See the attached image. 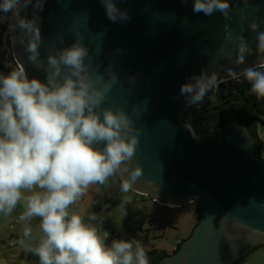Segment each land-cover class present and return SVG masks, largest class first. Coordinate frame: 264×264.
Returning a JSON list of instances; mask_svg holds the SVG:
<instances>
[{
    "label": "water",
    "instance_id": "1",
    "mask_svg": "<svg viewBox=\"0 0 264 264\" xmlns=\"http://www.w3.org/2000/svg\"><path fill=\"white\" fill-rule=\"evenodd\" d=\"M115 2L128 20H109L100 0H46L42 11L29 6L22 15L40 17L41 61L78 35L99 71L111 65L118 75L101 109L123 107L142 129L131 166H141L143 175L132 190L172 206L196 199L191 232L156 264H234L264 243V157L254 152L249 131L237 120L218 119L215 137H194L181 117L187 104L180 87L202 70L226 77L230 69L258 63L264 53L257 51V33L248 24L256 20L264 31V0H229L227 20L220 12L194 13V0ZM6 23L14 69L22 64L30 78L43 80L45 73L27 59L19 31H9L11 13ZM229 32L232 43L225 39ZM239 35L252 50L244 65L235 62ZM8 73L0 65V74Z\"/></svg>",
    "mask_w": 264,
    "mask_h": 264
},
{
    "label": "clouds",
    "instance_id": "2",
    "mask_svg": "<svg viewBox=\"0 0 264 264\" xmlns=\"http://www.w3.org/2000/svg\"><path fill=\"white\" fill-rule=\"evenodd\" d=\"M45 2L0 0V13H11L14 20L9 31H19L29 63L45 73L43 80L30 78L20 64L0 74V213L11 215L18 204L23 206L18 217L23 224L20 244L39 258V264H149L139 240L106 243L92 223L69 211L90 185H104L109 177L119 175L123 192L135 187L143 170L131 165L142 129L123 107L101 109L119 77L111 65L105 73L99 71L78 35L70 46L49 50L45 60L39 59L40 17L35 12L31 18L22 13L29 6L42 11ZM100 2L112 22L129 19L115 0ZM193 11L206 16L220 12L227 20L231 4L229 0H194ZM248 28L257 33V51L264 53L259 23L252 20ZM225 39L232 43V34ZM235 42V62L244 65L252 50L243 35L236 36ZM257 59L258 64L238 72L230 69L229 74L237 81L243 78L250 94L264 100V56ZM223 82L215 71L202 70L181 85L180 95L188 106H198ZM34 218L39 219L42 233L38 237L33 234Z\"/></svg>",
    "mask_w": 264,
    "mask_h": 264
},
{
    "label": "rangeland",
    "instance_id": "3",
    "mask_svg": "<svg viewBox=\"0 0 264 264\" xmlns=\"http://www.w3.org/2000/svg\"><path fill=\"white\" fill-rule=\"evenodd\" d=\"M8 13L6 14V17ZM3 20V18H2ZM7 20V18H6ZM0 23L1 35L7 39L5 47L11 54L10 41L7 32V23ZM6 32L4 33V31ZM14 67L15 62L11 60ZM245 90L227 98H214L205 109L196 114L212 116L219 119L221 110L227 108H240L245 114H254L259 134L264 133V106L255 105ZM255 110V111H254ZM264 156V151H261ZM70 212L77 213L92 223L98 234L106 243L112 239H136L141 242L145 251L152 248L171 253L178 240L186 238L196 222V199L182 206H169L153 200L151 197L130 190L121 191L117 188L116 179L109 177L104 185H90L79 200L70 207ZM23 212V206L18 204L11 215L0 213V264H39V258L26 250L20 244L23 224L9 228L11 219ZM95 216V220H90ZM101 220L96 226L95 221ZM34 236H40L39 219L31 221ZM108 231L110 236L103 237L102 233ZM117 233L116 236L111 235ZM14 242L8 246L9 242Z\"/></svg>",
    "mask_w": 264,
    "mask_h": 264
},
{
    "label": "built area",
    "instance_id": "4",
    "mask_svg": "<svg viewBox=\"0 0 264 264\" xmlns=\"http://www.w3.org/2000/svg\"><path fill=\"white\" fill-rule=\"evenodd\" d=\"M222 78H224V82L219 85V89L213 93H209V95L204 98V101L202 104L198 106L186 105V107L184 108L182 112V115H181L182 120L184 121L186 125H188L192 129L194 133L193 136L199 140L213 138L217 135L216 130L218 129V119L212 116L196 114L198 111L205 109V107L214 98H217V97L227 98V97L236 95L241 90H245V92L248 94L250 99L253 101L254 105L259 104V105L264 106V100H258L254 95L250 94L249 92L250 85L243 78H241L239 81L233 79L231 75L222 77ZM209 97H214V98L210 99ZM20 214L21 213L17 214L11 219L9 223L10 229L14 228L17 224L20 223L18 222V217ZM101 223L102 222L99 219L95 221V225H101ZM111 235L116 236L117 233L112 232ZM102 236L108 237L110 236V233L108 231H104L102 233ZM14 244H15L14 242L10 241L8 243V246H12ZM23 249L26 250L24 247Z\"/></svg>",
    "mask_w": 264,
    "mask_h": 264
},
{
    "label": "flooded vegetation",
    "instance_id": "5",
    "mask_svg": "<svg viewBox=\"0 0 264 264\" xmlns=\"http://www.w3.org/2000/svg\"><path fill=\"white\" fill-rule=\"evenodd\" d=\"M0 14H2L1 17L5 21L7 18L6 14L4 13H0ZM6 41L7 39L2 37L1 31H0V65L6 68L7 70L8 69L13 70L14 67L11 64V60L13 61L12 53L11 54L8 53V50L5 47ZM219 120H220V123H223L227 120H237L240 124L245 126L246 129L249 131L251 138L253 140V144L255 146L254 152L262 156L260 148L262 147L264 143V138H263L264 133L259 134L258 125L255 121L254 114H251V113L244 114L235 108H228V109H224V111L221 112Z\"/></svg>",
    "mask_w": 264,
    "mask_h": 264
},
{
    "label": "crops",
    "instance_id": "6",
    "mask_svg": "<svg viewBox=\"0 0 264 264\" xmlns=\"http://www.w3.org/2000/svg\"><path fill=\"white\" fill-rule=\"evenodd\" d=\"M112 178H115V176ZM116 184H117V188H120V181H118L117 179H116ZM191 202H193V201H191ZM165 205H167V204H165ZM169 206H172V205H169ZM196 211H197V206H196ZM196 215H197V213H196ZM96 226H99V225H96ZM157 250H160V249H157ZM25 251L26 250H23L21 252L23 253ZM237 264H264V243L260 244L256 248L252 249Z\"/></svg>",
    "mask_w": 264,
    "mask_h": 264
},
{
    "label": "trees",
    "instance_id": "7",
    "mask_svg": "<svg viewBox=\"0 0 264 264\" xmlns=\"http://www.w3.org/2000/svg\"><path fill=\"white\" fill-rule=\"evenodd\" d=\"M8 71L10 72L11 70L8 69ZM224 111V110H223ZM222 111V112H223ZM115 178L119 180V177L118 176H115ZM197 215H196V221H197ZM179 243L176 245L175 249H173L172 252H174L176 250V248L178 247ZM147 254H148V258H149V264H156L165 254L166 252L164 250H157L155 248H152L151 250L147 251ZM242 259V258H241ZM240 259V260H241ZM239 260V261H240ZM239 261H237L236 263L234 264H237Z\"/></svg>",
    "mask_w": 264,
    "mask_h": 264
}]
</instances>
